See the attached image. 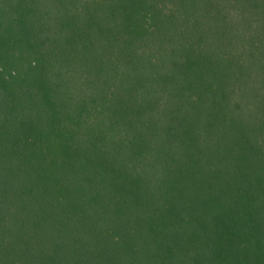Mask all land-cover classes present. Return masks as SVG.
I'll use <instances>...</instances> for the list:
<instances>
[{"label":"trees","instance_id":"1","mask_svg":"<svg viewBox=\"0 0 264 264\" xmlns=\"http://www.w3.org/2000/svg\"><path fill=\"white\" fill-rule=\"evenodd\" d=\"M0 264H264V0H0Z\"/></svg>","mask_w":264,"mask_h":264}]
</instances>
